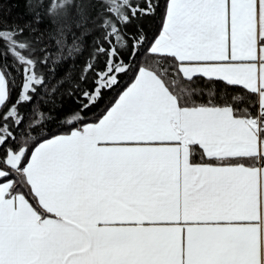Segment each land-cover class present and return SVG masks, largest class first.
<instances>
[{
    "label": "snow or ice",
    "instance_id": "snow-or-ice-1",
    "mask_svg": "<svg viewBox=\"0 0 264 264\" xmlns=\"http://www.w3.org/2000/svg\"><path fill=\"white\" fill-rule=\"evenodd\" d=\"M47 15L0 23V264H264V0Z\"/></svg>",
    "mask_w": 264,
    "mask_h": 264
},
{
    "label": "trees",
    "instance_id": "trees-1",
    "mask_svg": "<svg viewBox=\"0 0 264 264\" xmlns=\"http://www.w3.org/2000/svg\"><path fill=\"white\" fill-rule=\"evenodd\" d=\"M51 2L52 0H31L33 12L29 13L28 0H0V23L7 22L8 24L24 25L31 22L34 28H38L40 32L46 33L53 28V24L51 23L52 17L47 15ZM36 13H39L42 18V22L39 24L35 23L34 20ZM71 63L72 61L64 63L57 72V75H62ZM76 63L77 65L82 63V58H79ZM41 107L47 112L46 107L43 105Z\"/></svg>",
    "mask_w": 264,
    "mask_h": 264
}]
</instances>
